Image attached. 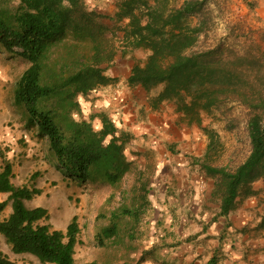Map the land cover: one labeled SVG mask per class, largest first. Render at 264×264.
Here are the masks:
<instances>
[{"label":"trees","instance_id":"obj_1","mask_svg":"<svg viewBox=\"0 0 264 264\" xmlns=\"http://www.w3.org/2000/svg\"><path fill=\"white\" fill-rule=\"evenodd\" d=\"M206 2L182 0L172 5L169 0H117L110 17L114 27L108 28L101 21L102 14L85 0H0V47L27 64L14 83L12 101L27 127L45 139L50 166L77 184L90 182L120 190L132 169L124 153L132 136L119 131L105 113L98 115L99 130L93 129L91 120H76L73 114L80 113L79 95L114 81L105 72L118 54L142 50L146 57L132 65L127 82L142 87L152 107L170 102L186 124L199 127L202 115L220 109L224 101L246 110L250 148L245 159L233 170L208 163L216 139L201 127L209 143L205 159H196L194 164L213 181L211 197L218 205V216L233 209L239 193H252L250 184L264 180V82L259 81V71H252L255 55L220 43L196 49L207 30ZM6 152L0 147V193L7 194L0 201V216L8 204L11 207L0 219L5 244L12 253L32 255L41 264H75L77 216L61 231L48 223L47 209L27 207L25 201L41 190L33 184L14 185ZM143 179L138 172V182L120 191L119 205L107 212L106 225L94 234L99 247L123 244L127 225H138L151 208L148 181ZM113 197L112 192L108 199ZM255 228L264 233V212ZM152 254L151 249L143 251L144 257ZM0 264L17 263L0 251ZM205 264H217L216 257Z\"/></svg>","mask_w":264,"mask_h":264},{"label":"rangeland","instance_id":"obj_2","mask_svg":"<svg viewBox=\"0 0 264 264\" xmlns=\"http://www.w3.org/2000/svg\"><path fill=\"white\" fill-rule=\"evenodd\" d=\"M114 1L116 3L117 0H110L111 6L114 5ZM169 1L172 5H179L182 2V0ZM108 3H106V6H108ZM93 7H97V5L94 4ZM206 11L207 30L200 35L196 49H204V47L220 43L224 48L239 51L242 54L255 55L257 60L254 64H251V68L254 73L259 71L261 75L259 81L264 82V0H207ZM108 14H112V10ZM104 21L106 27H114L113 22L108 19ZM194 22L195 18L192 23ZM140 51L136 54L134 63L144 61L145 52ZM26 66L27 64L23 60L9 55L0 47V69L5 74L8 87L14 85ZM250 77L252 79L251 75ZM93 97L92 93L77 97L80 113L73 114L76 120L85 113L88 117L90 116L93 109L92 105L90 112L87 108L90 105L89 103L93 101ZM12 114L11 119L5 121V125L18 124V129L23 132L16 142L20 149L17 154L22 155L21 153H23L22 162L18 163L19 172L17 174L20 175L18 181H28V183L31 182L30 185L38 183L45 189L44 193L35 196L26 203V206L37 205L47 209L50 215L48 223L53 229L61 231L65 230L73 215L77 216L79 233L74 254L75 264L89 261L105 264H161L160 261L168 264H194V260L189 262L187 256L195 257L197 246L193 244H199V242L210 243L208 241L210 236H201V231L204 229V224L215 218L214 213L217 205L215 199L211 197V192L209 198L204 195L208 183L213 186L212 179L204 176L199 169V165L194 164V159H205V152L209 143V136L201 127L211 131L216 139L209 150V157L206 158L208 163L213 166L233 170L245 159L250 148L245 128L246 110L237 103L224 101L220 109L214 110L210 114H203L201 127L196 124L188 125L185 124V121L180 120L186 130L183 132L182 138L179 141H173L174 144L171 145L173 148L180 146V149L183 150L190 149V152L194 153L192 161L189 160L188 163V175L193 174L200 180L198 198L200 199L201 195V200L205 199L203 206L199 207V214H195V216L199 215L198 218L194 214L191 215L190 212V210H199L196 205L193 206L198 202V198L194 194L192 197H187V201L190 202H187L184 211L181 210L182 205L172 199H177V193L171 182L165 193L166 197L157 196L159 193H164V187L154 181L156 179L154 170L156 162H159V159H164L161 154L165 151L167 145L156 142L161 130L146 136L148 138L145 137L142 140L144 150L136 148V141L127 143L124 153L128 159L133 158L132 169L123 178L120 190H111L106 185H97L90 182L81 185L65 178L58 170L49 165L46 158L45 139L36 135L33 129L27 127L21 113L17 115L13 112ZM15 117L19 122H14ZM91 123L93 128H96L94 122ZM151 141L157 144L152 145L150 144ZM185 142L193 145L184 148L181 144ZM5 148L8 149V147ZM132 148L134 150H131ZM138 172L144 175L143 180L148 181V197L151 201V208L142 217L138 225H127L129 229L125 228L122 233L124 236L123 244L116 247H99L95 243V232L98 228L106 225L107 212L119 205L120 191L126 192L138 182L136 180ZM33 177H35L34 180H32ZM154 190L156 191L154 192ZM112 192L114 197L108 199ZM241 195H245L244 192ZM169 200L172 203H169ZM260 202L264 203V200ZM203 210H207L211 216L203 218ZM261 213L262 210L252 215L249 214L252 218L244 226L242 236L246 233L248 238L262 239L264 237L261 230L255 228L260 220ZM6 214L5 210L0 219ZM223 236L233 240L230 238V234L225 233ZM213 248H205L204 245V249L201 250L199 255L201 263L211 257ZM147 249H151L153 254L144 257L143 251ZM0 251L17 264H41L32 255L12 253L1 235ZM213 253L222 255L221 252ZM223 257L224 255L221 257L216 256L217 264L222 262ZM224 258L228 257L225 255Z\"/></svg>","mask_w":264,"mask_h":264},{"label":"crops","instance_id":"obj_3","mask_svg":"<svg viewBox=\"0 0 264 264\" xmlns=\"http://www.w3.org/2000/svg\"><path fill=\"white\" fill-rule=\"evenodd\" d=\"M85 1L88 4H91L92 7L94 4L97 5V7L94 8L102 14L101 21L103 24H105L104 20L108 19L110 21V17L116 10L115 1L113 6H111L110 0ZM106 3H108V6H106ZM111 10L112 14H108ZM139 52L141 51L133 50L125 56H120L118 54L115 59L106 66V75L114 78V81L109 85L100 86L98 87L99 89L96 88L88 93H92L94 99L89 103L90 105L87 110L90 112L91 105L93 109L89 117L87 113H85L80 118L87 121L91 120V122L93 121L96 125V128L93 129L99 130L101 128V121L98 115L100 113L107 114L119 131L129 133L132 136L130 142L136 141V148L140 150H144V142H142V140L146 136L161 130L156 142H162L167 145L165 151L161 154L164 159H159V162H156L157 164L154 170V172H156V179H154V181L159 183L161 187H164V193H161L162 195L159 193L157 196L166 197L165 193L171 182L172 186H175L177 193V199H172L174 202H179V204L182 205L181 210L184 211L186 210L187 202H190L189 200L187 201V197H192L194 194V196L198 198L199 195L200 180H198L193 174L189 176L187 170L189 167V160L192 161V155L194 153L190 152V149L183 150L182 148L180 149V146L173 148L171 145L174 144L172 143L173 141H179V139L182 138L183 132L186 130L181 123V121L184 120L181 118L180 114L175 112L173 104L165 101L156 107H152L149 101L150 96L142 87L128 85L127 78L129 77L130 69L135 62L136 54ZM13 86L14 85L8 87V81L5 74L0 69V147L3 149L8 147L6 157L12 163V182L14 185H25L30 187L31 182L18 181L20 175L17 174L19 172L18 163L22 162L23 153H21L22 155L17 154L20 149L16 142L23 132L18 129V124H12L11 126L5 125V121L11 119L10 117L13 115V112L17 115L18 113H21L12 101ZM14 122L17 123L19 120L15 117ZM153 142L154 141H151L150 144H157ZM189 145L192 146L193 144L189 142L181 144L184 148ZM131 150L134 149L132 148ZM127 160L131 161L133 164V158H127ZM195 161L196 160L194 159V162ZM33 186L41 190V194L44 193L45 189L38 183L33 184ZM211 189V183H208V186L204 191L206 198H209ZM250 189L252 191L251 194L244 193L245 195H241L242 193H239L235 199L233 209L225 216H218L219 209L218 205H216V212L214 213L215 218L209 220L206 224L202 223L204 224V229L201 231V236L209 235L210 238L208 241L210 243L205 244L204 242H199V244H193L194 246L196 245L197 248L195 250V257L191 258L190 256H187L189 262L194 260V264H205L209 260L207 259L204 263L199 261V255L205 245V248L214 247L211 257L213 255L215 257H221L223 255L224 257L225 255L228 257H223L220 264H264V237L262 239L248 238L246 233L242 236L244 230L242 232L241 229L247 224L248 220L252 218V214H255L257 211L260 212V210H262V213L264 212V203L260 202L261 200H264V180L260 179L254 181L250 184ZM155 191L156 190H154V192ZM6 196L7 194L0 193V201L4 200ZM29 201H25V205ZM203 201L201 200L200 195V199L198 198V202L193 204V206L196 205L197 209H199V207L203 206ZM169 203L172 202L169 200ZM193 203H195V201H193ZM34 207H37V205H31L29 208ZM5 210L7 212L5 216H7L11 212L10 204L6 206ZM190 212L191 215L194 214L195 216V214H199L200 209L196 211L190 210ZM209 215L210 214L207 210L202 211L203 218H206ZM196 216L199 218V215ZM224 233L231 234L233 240L226 237L220 239L219 236L224 235ZM197 240L198 238L195 241L197 242ZM213 252H221L222 255L219 253V255H215Z\"/></svg>","mask_w":264,"mask_h":264}]
</instances>
